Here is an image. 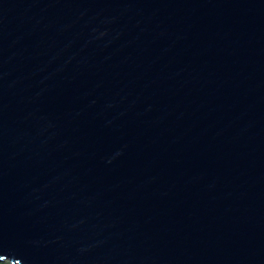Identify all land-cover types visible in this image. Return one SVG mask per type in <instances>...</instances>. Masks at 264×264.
I'll list each match as a JSON object with an SVG mask.
<instances>
[{
  "label": "water",
  "instance_id": "1",
  "mask_svg": "<svg viewBox=\"0 0 264 264\" xmlns=\"http://www.w3.org/2000/svg\"><path fill=\"white\" fill-rule=\"evenodd\" d=\"M264 264V0H0V262Z\"/></svg>",
  "mask_w": 264,
  "mask_h": 264
},
{
  "label": "rangeland",
  "instance_id": "2",
  "mask_svg": "<svg viewBox=\"0 0 264 264\" xmlns=\"http://www.w3.org/2000/svg\"><path fill=\"white\" fill-rule=\"evenodd\" d=\"M0 264H12V263L10 261L6 260V261L0 262Z\"/></svg>",
  "mask_w": 264,
  "mask_h": 264
}]
</instances>
